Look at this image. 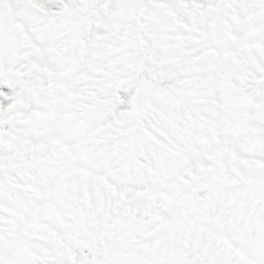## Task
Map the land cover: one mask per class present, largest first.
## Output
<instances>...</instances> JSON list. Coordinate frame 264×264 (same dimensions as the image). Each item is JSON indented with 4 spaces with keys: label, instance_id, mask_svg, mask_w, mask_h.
Instances as JSON below:
<instances>
[{
    "label": "snow or ice",
    "instance_id": "1",
    "mask_svg": "<svg viewBox=\"0 0 264 264\" xmlns=\"http://www.w3.org/2000/svg\"><path fill=\"white\" fill-rule=\"evenodd\" d=\"M0 264H264V0H0Z\"/></svg>",
    "mask_w": 264,
    "mask_h": 264
}]
</instances>
